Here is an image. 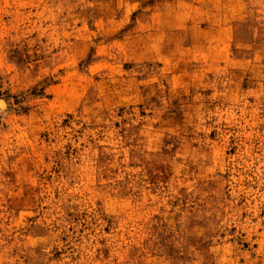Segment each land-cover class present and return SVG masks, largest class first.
<instances>
[{"label":"rangeland","instance_id":"obj_1","mask_svg":"<svg viewBox=\"0 0 264 264\" xmlns=\"http://www.w3.org/2000/svg\"><path fill=\"white\" fill-rule=\"evenodd\" d=\"M0 264H264V0H0Z\"/></svg>","mask_w":264,"mask_h":264}]
</instances>
